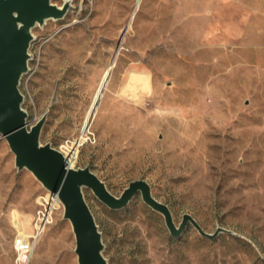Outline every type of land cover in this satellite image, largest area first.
<instances>
[{"label":"rangeland","instance_id":"1","mask_svg":"<svg viewBox=\"0 0 264 264\" xmlns=\"http://www.w3.org/2000/svg\"><path fill=\"white\" fill-rule=\"evenodd\" d=\"M69 3L62 17L32 28L19 85L28 127L46 113L42 143L63 151L79 139L71 166H88L114 195L143 178L176 224L188 212L209 233L223 227L241 235L211 239L187 224L174 237L140 192L113 209L84 187L107 264H264V0ZM46 193L29 170L16 168L0 135V264H18L14 239L34 233ZM60 204L27 264H78Z\"/></svg>","mask_w":264,"mask_h":264},{"label":"water","instance_id":"2","mask_svg":"<svg viewBox=\"0 0 264 264\" xmlns=\"http://www.w3.org/2000/svg\"><path fill=\"white\" fill-rule=\"evenodd\" d=\"M70 7L69 0H64L61 5L52 0H0V135L15 156L16 168L29 170L60 200L63 218L69 220L74 234L78 264H107L103 256L102 232L84 198V187L90 188L97 198L113 209L123 208L140 192L144 202L163 215L165 225L175 236H179L187 224L211 239L220 232L241 236L223 227L209 233L188 212L176 224L168 205L152 195L149 182L143 178L128 182L118 196L114 195L88 166H69L64 152L50 142H41L46 113L28 127V112L22 107L24 96L19 85L22 75L29 70L28 50L34 38L32 28L43 25L46 19H59Z\"/></svg>","mask_w":264,"mask_h":264},{"label":"bare ground","instance_id":"3","mask_svg":"<svg viewBox=\"0 0 264 264\" xmlns=\"http://www.w3.org/2000/svg\"><path fill=\"white\" fill-rule=\"evenodd\" d=\"M138 1V0H136ZM137 3V2H136ZM114 58L109 62V64L105 67L104 71H102V74L101 76L99 77V81L95 87V90L94 92L92 93L93 96L91 98V101L87 107V111H86V114L83 118V122H82V127H81V131H80V136L83 137L87 128L89 127V123L90 121L92 120V117L94 116V114L96 113L97 111V107H98V104L101 100V98L104 96V93L103 91L105 90L106 88V85H107V82H108V77H109V74H110V71L112 69V67L115 65L114 63ZM132 73V72H131ZM133 74V73H132ZM148 78L149 77H146L144 76L143 79H144V83L147 85L148 87ZM125 88V87H124ZM123 88V89H124ZM127 108H129V105H127ZM131 107L128 109L130 110ZM133 110V109H132ZM130 112V111H129ZM131 128V127H129ZM110 134H114L113 133V129L111 127V130H110ZM127 138V142H131L133 140L132 138V135H127L126 136ZM111 140V139H110ZM76 146L73 144L71 145H68L66 146V149H64L62 152H64V154H66L68 156V165L71 166V164L73 163V160L75 159L76 157ZM73 167V166H72ZM46 199L48 200V204H49V211L52 212V210L56 207L59 206L60 204V200L53 194H50L49 196L46 197ZM61 205V204H60ZM25 236H27L26 234H24ZM35 243V242H34ZM33 253V252H32Z\"/></svg>","mask_w":264,"mask_h":264},{"label":"built area","instance_id":"4","mask_svg":"<svg viewBox=\"0 0 264 264\" xmlns=\"http://www.w3.org/2000/svg\"><path fill=\"white\" fill-rule=\"evenodd\" d=\"M51 193L48 192L46 195L39 196L41 208L37 210L36 218L33 224L34 233L25 236L23 233L18 234L13 242L14 249L16 252L15 260L18 264H27L29 262V257L34 249V239L40 234L44 226L48 223L51 217V212L49 211L48 200L46 199Z\"/></svg>","mask_w":264,"mask_h":264},{"label":"trees","instance_id":"5","mask_svg":"<svg viewBox=\"0 0 264 264\" xmlns=\"http://www.w3.org/2000/svg\"><path fill=\"white\" fill-rule=\"evenodd\" d=\"M172 235H173V234H172ZM173 236H174V237H179L180 235H179V236H175V235H173Z\"/></svg>","mask_w":264,"mask_h":264},{"label":"crops","instance_id":"6","mask_svg":"<svg viewBox=\"0 0 264 264\" xmlns=\"http://www.w3.org/2000/svg\"><path fill=\"white\" fill-rule=\"evenodd\" d=\"M29 235V234H28Z\"/></svg>","mask_w":264,"mask_h":264}]
</instances>
